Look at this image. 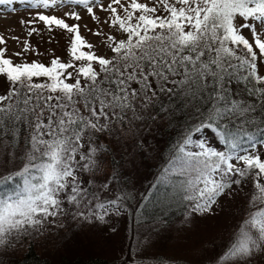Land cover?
Here are the masks:
<instances>
[{"label": "snow or ice", "instance_id": "snow-or-ice-1", "mask_svg": "<svg viewBox=\"0 0 264 264\" xmlns=\"http://www.w3.org/2000/svg\"><path fill=\"white\" fill-rule=\"evenodd\" d=\"M17 4L33 10L20 20L28 37L37 24L70 37V59L28 62L25 53H40L11 36L23 44L16 63L0 34V77L8 83L0 94V185H19L0 188V248L58 217L103 223L119 215L127 196L103 198L115 189L108 173L96 176L99 166L122 130L160 121L177 139L142 200L163 186L165 200L195 218L247 189V219L211 259L264 260V0H0L12 12ZM97 11L123 38L103 33ZM81 12L98 25L88 31L105 36L110 56L82 36Z\"/></svg>", "mask_w": 264, "mask_h": 264}, {"label": "rangeland", "instance_id": "rangeland-1", "mask_svg": "<svg viewBox=\"0 0 264 264\" xmlns=\"http://www.w3.org/2000/svg\"><path fill=\"white\" fill-rule=\"evenodd\" d=\"M104 2L107 3L108 0ZM14 7L17 9L16 12H12L10 6L0 5V34L9 38L6 45L7 56L16 63L21 62L13 53L21 51L23 44L10 39L11 36H18L21 42L28 40L31 46L40 53L39 55L33 52L25 53L28 62L37 61L49 65L54 57L60 58L62 62L70 59L69 36L59 30L49 32L42 24H37L36 27L40 29L39 33L28 37L27 29L21 26L20 20L27 19L33 14V10H26V6L19 4ZM62 11L64 8L56 10V14L60 15ZM81 15L83 18L78 23L81 25L82 36L95 46L93 50L97 55L110 56L105 36L97 37L88 31V29L97 30L98 25L86 13L81 12ZM97 15L100 17L99 26L102 27L105 35L112 34L116 35L117 39L123 38L122 33H117L103 23L108 14L97 11ZM67 22L74 23L70 19ZM261 70H264V65L261 66ZM69 71L72 70L69 69ZM7 88V81L0 77V94H5ZM115 139L117 143L112 145L114 152L109 154L110 160L99 166L96 176L103 179L105 173H108L110 176L108 183L114 186V192L102 193L105 200L113 195L127 196L121 205L120 214L106 217L103 223H85L83 220L72 219L70 216L58 217L50 220L43 230L30 232L26 238L31 239L30 241L24 239L18 243L17 240L15 245L18 243L17 247L23 252L29 246L35 247L37 254L43 260H57L63 255L87 258L94 253L93 255L98 256L103 264L135 262L213 264L211 257L217 252L225 251L230 246L243 226L244 220L248 217L250 206L247 204L249 195L247 189L221 198L210 214L190 218L182 204L179 209L165 214L161 213L162 215L155 212L153 218L143 219L137 210L140 209L144 200L142 197L150 186L151 177L153 174L157 177L161 171L159 170L162 166V161L159 160V149L156 145L146 148L150 152L155 151V155L150 154V158L156 157V160H159L158 164L154 165L158 174L141 171L134 154L129 156L126 167L122 169L120 165L117 171L113 168L111 161L115 160L117 165L122 163L121 158L124 156L117 150L121 149L122 140L127 141L125 132H122V138L120 133ZM208 139L213 146H216L211 134ZM0 151H3L2 147ZM2 161L3 157L0 156V163ZM132 164L135 165L134 169H132ZM8 167L12 168V165L9 164ZM113 171L118 173L115 179L111 178ZM11 187L15 190L19 185L13 181L8 185H0V188L8 193L12 192H10ZM96 187L99 188L100 185L97 183ZM145 252L148 253L147 256ZM20 253H10L9 256L0 248V264H16L14 258ZM254 264H264V260H257Z\"/></svg>", "mask_w": 264, "mask_h": 264}, {"label": "trees", "instance_id": "trees-1", "mask_svg": "<svg viewBox=\"0 0 264 264\" xmlns=\"http://www.w3.org/2000/svg\"><path fill=\"white\" fill-rule=\"evenodd\" d=\"M122 132H125V136L127 137V141L122 140L123 144L121 146V149L117 150L121 155L124 156L122 159V163L118 164L121 165V168L124 169L127 165V161L129 160V156L133 155L136 156L135 159L137 160L138 166L141 171L148 173H155L158 174L157 170L154 168L155 164H158L159 160L162 161V166L159 170H161L165 166V161H167L169 156V151L174 143V141L177 139V136L175 134H169L171 133V129H168L165 127L163 122L158 121L157 123L153 124L152 122H148L147 126L144 124H140V127L137 128L135 124L131 125L129 128L122 130ZM122 132H121V138H122ZM111 138V137H110ZM158 147L159 152V160H156V157H151L150 154L155 155V151L150 152L149 149L146 148H152L154 146ZM120 155V156H121ZM163 157V159H161ZM118 168L116 167L117 171ZM135 168V165L132 164V169ZM156 179V177H151V182ZM13 182H16L13 180ZM13 192L14 189L11 187L10 192ZM146 192H149L151 194L150 188L146 190ZM166 196V190L163 186L160 187L158 195L153 197L151 200L144 199L141 203L140 209L137 210V212L141 215L143 219H149L150 217L153 218L155 212L159 214H165L171 210L179 209L182 206V203H180L178 200L172 201L171 199L165 200ZM140 203V200H139ZM168 209V210H167ZM161 214V215H162ZM160 215V216H161ZM159 216V217H160ZM171 217V216H170ZM25 238L18 239L19 241H23ZM31 240V239H26ZM16 243V242H15ZM12 244L9 248H1L4 252L8 253L9 256L11 254L21 252L20 255L16 256L15 263L16 264H103L99 261L98 256H94L90 254L87 258L81 257V256H73V257H67L66 255L61 256L60 259H51V260H43L39 254H37V250H35V247L29 246L24 250V252L19 250L17 247V244ZM11 253V254H10ZM128 264V263H125ZM129 264H146L143 262H135V263H129Z\"/></svg>", "mask_w": 264, "mask_h": 264}]
</instances>
